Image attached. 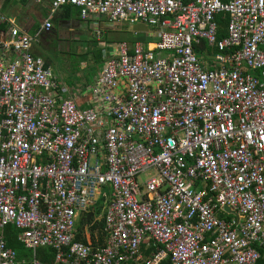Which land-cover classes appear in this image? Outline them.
I'll return each instance as SVG.
<instances>
[{"label":"built area","instance_id":"1","mask_svg":"<svg viewBox=\"0 0 264 264\" xmlns=\"http://www.w3.org/2000/svg\"><path fill=\"white\" fill-rule=\"evenodd\" d=\"M31 1L47 4L33 36L0 13V264L42 248L52 264H258L264 0ZM67 6L157 28L153 48L117 45L84 109L33 53Z\"/></svg>","mask_w":264,"mask_h":264},{"label":"crops","instance_id":"2","mask_svg":"<svg viewBox=\"0 0 264 264\" xmlns=\"http://www.w3.org/2000/svg\"><path fill=\"white\" fill-rule=\"evenodd\" d=\"M13 4L11 5V8H10V13L12 16H9L7 18L12 19L16 24H18L22 28H25L28 34H29V30L33 31V35H34L36 30H38V28L40 27V24L43 21L47 13V4L46 3L35 4L31 0L25 5L21 4V0H16V2ZM16 10H19V11L16 13ZM21 12L23 13V18H26V19L23 20L21 18V15H20ZM29 20L33 22V24H31L30 27L27 28L26 26L25 27L22 26L23 23L25 25H28L27 23L29 22ZM35 20L38 22L37 25H35ZM126 25L128 24H124V23L122 25L112 24V23H109L104 18H94V19H89V20H82L80 19L79 16L78 17L74 16L68 19H60L56 25H54L53 23V29L49 32L50 35L47 34L46 36L42 37L39 40L38 44L33 47V53L36 55H40L43 58H48L50 62L54 56L52 55V53L54 54V51H59L61 48V44H63V40L59 38V34L61 35L60 31L63 30V33L70 35V36H73L75 32H77L79 33L77 39H79V37H81L82 35L83 36L84 35H89V36L94 35L95 36L96 42L101 47V50H100L101 57L96 56L97 58L96 59L92 55L91 59L92 61H94V63L102 62V65H104L105 61L116 52L117 45L120 40H124L127 42L130 41V38L125 36V33H127V31L124 30ZM110 28H113V29H110ZM143 30H144L145 38H143L141 43H143L144 46L153 48L157 40L156 32H154V30L152 29L151 31L150 30L147 31L145 29ZM48 36H50V42L47 41ZM72 38H74V36ZM44 39L46 40L44 41ZM45 42L49 43L53 47L54 51L52 53L51 52L49 53L47 49L42 48V46L45 45ZM75 44L76 43L74 41L71 42V45H73V47L75 46ZM108 48L111 50H108ZM42 52H45L49 56L44 57L42 55ZM66 52L64 53L65 55H66ZM204 55L205 53L200 57H205ZM59 57L63 58L64 56H61L59 54ZM89 57H90L89 54H88V57L84 56L82 61H86ZM99 74H100V71L98 72V74L94 76L90 84L87 82L85 77H82L80 80H77L74 82L73 81L64 82L63 80H61V83H59L58 81H56L59 85V89H58V95L60 96L59 98L66 99L68 97H72L79 104L80 108H83V109L94 106L95 100L93 99V96H92V89L94 88L97 82ZM99 243L102 244L103 241L101 240L99 241ZM20 246L22 247L21 244ZM22 249L23 251H25L23 247ZM23 256L28 257V252L22 254L21 256H19V258H22Z\"/></svg>","mask_w":264,"mask_h":264},{"label":"rangeland","instance_id":"3","mask_svg":"<svg viewBox=\"0 0 264 264\" xmlns=\"http://www.w3.org/2000/svg\"><path fill=\"white\" fill-rule=\"evenodd\" d=\"M19 10H16V13ZM21 18L24 20L26 18H23V13H20ZM37 21L35 20V25H37ZM22 24V22H21ZM28 25H25L24 23L22 26H26L27 28L30 27L33 22L29 20L27 23ZM122 25V24H117ZM112 26V25H111ZM114 26V25H113ZM113 29V28H110ZM154 30V32L157 30V28L149 27L144 24H134V25H126L125 29L127 33H125V36L130 38V40L134 42H141L143 38H145L144 30ZM61 35L59 34V38L63 40V44H61V48L59 51H54L53 47L45 42V45L42 46L43 49H47V51L52 53L54 51V54L52 53L53 58L49 62V67L52 72V77L55 81H58L61 83V80L64 82H70V81H77L80 80L82 77H85L87 82L90 84L92 82V79L96 74H98L99 71H101L103 65L102 62H95L92 61L91 56L93 55L96 58L97 53H100L101 47L96 42L95 36L93 35H82L77 39L78 34L75 32L73 36L67 35L63 33V30L60 31ZM29 34L33 35V31L29 30ZM50 35V34H48ZM46 39H44L45 41ZM50 42V36H48V40ZM75 42V46L71 45V42ZM147 43V42H146ZM143 44V43H142ZM144 45V44H143ZM41 48V47H40ZM50 48V49H49ZM49 49V50H48ZM108 50H111L108 48ZM67 51V52H66ZM66 52V55L64 54ZM59 54L61 56H64L63 58L59 57ZM89 58L86 61H82L83 57ZM42 55L44 57H48L45 52H42ZM43 58V57H42ZM45 61V59L43 58ZM154 175V172H147L146 174L138 176V182L143 183L145 180H147L150 176ZM24 253H27L26 250Z\"/></svg>","mask_w":264,"mask_h":264},{"label":"trees","instance_id":"4","mask_svg":"<svg viewBox=\"0 0 264 264\" xmlns=\"http://www.w3.org/2000/svg\"><path fill=\"white\" fill-rule=\"evenodd\" d=\"M29 1L30 0H21V4L25 5ZM185 1H189V0H185ZM15 2L16 0H0V13L6 17L12 16L10 13V8H11V5ZM74 16H77V17L79 16V10L75 7L67 6L59 14L55 16V18L53 19V23L54 25H56L60 19H68ZM227 20L228 19L225 14L217 15L215 18V23L218 28V32H217L218 40L222 39L226 34L225 28L227 25ZM6 29H7V26L3 23H0V31H6ZM122 41L124 40H120L118 44ZM131 42H132L131 40L127 42L129 46H132L134 44ZM210 51H212V49L207 50L205 46L195 49V52L198 56H202L206 52L211 53ZM96 56L101 57V52L97 53ZM44 59H45L44 61L45 66L48 67L49 60L48 58H44ZM100 211H101V207L98 209V214L100 213ZM101 226H102V221L97 224V227H101ZM17 234H18V231L13 226H8L5 230V235H6L5 239H6L8 247L15 250L18 256H21L22 254H24V251L22 247L20 246V244L16 241ZM36 259L40 261L42 264H52L54 260V252L51 249H44V248L38 249L36 251ZM258 264H264V251L261 252V258Z\"/></svg>","mask_w":264,"mask_h":264},{"label":"water","instance_id":"5","mask_svg":"<svg viewBox=\"0 0 264 264\" xmlns=\"http://www.w3.org/2000/svg\"><path fill=\"white\" fill-rule=\"evenodd\" d=\"M225 209H226V211L228 210V208H225ZM91 216H92V214H89L87 219H89Z\"/></svg>","mask_w":264,"mask_h":264}]
</instances>
